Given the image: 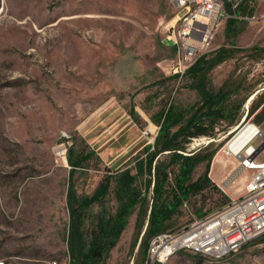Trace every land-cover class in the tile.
<instances>
[{"label": "rangeland", "instance_id": "rangeland-1", "mask_svg": "<svg viewBox=\"0 0 264 264\" xmlns=\"http://www.w3.org/2000/svg\"><path fill=\"white\" fill-rule=\"evenodd\" d=\"M221 1L227 14L231 8L238 15L239 32L228 37L229 16L223 19L202 55L208 61L202 79L215 90H237L232 99L245 101L236 122H221L214 137L190 139L185 154L202 152L209 143L219 145L217 154L246 120L264 133V0ZM174 12L167 0H0V260L5 264L84 263L87 250L70 239L75 226L67 206L70 151L73 158L90 157L72 178L75 194L89 197L103 177L133 166L153 137L147 139L144 129L158 127L153 115L170 104L177 110L198 101L192 77L172 73L176 52L166 35ZM221 47L239 52L214 64L212 55ZM60 143L67 148L66 163L56 155ZM221 157L222 170L213 175L211 161L208 175L222 194L208 188L191 197L168 231L183 230L201 217L197 210L210 215L242 194L245 172L236 171L234 156ZM203 168L193 170V180ZM223 182L231 188L224 190ZM113 184L106 199L85 212L83 232L90 231L96 215L115 211ZM137 185L144 191L141 181ZM136 212L98 264H147V251L144 258L139 254L147 217L136 226ZM165 264H264V234L220 259L179 251Z\"/></svg>", "mask_w": 264, "mask_h": 264}, {"label": "trees", "instance_id": "trees-1", "mask_svg": "<svg viewBox=\"0 0 264 264\" xmlns=\"http://www.w3.org/2000/svg\"><path fill=\"white\" fill-rule=\"evenodd\" d=\"M228 11L225 32L228 37H236L240 23L238 15L231 8H228ZM236 52L239 51L221 47L212 55V63L232 58ZM207 62L205 55L199 57L186 72V75L192 77L191 87L199 97L197 102L177 110L170 104L151 117L159 129L153 144L144 146L135 157L134 174L130 169L111 173L103 177L91 196L78 197L72 182L73 170L81 167L90 157L85 155L73 158L70 151L67 206L75 223L71 229L70 239L78 242L77 247L83 246L87 250L82 264H98L104 258L116 244L128 217L134 210H137L136 226H142L147 217L146 230L139 245V254L144 258L150 240L169 229L172 219L179 214L184 202L187 203L191 197L201 194L208 188L219 192L208 175L212 158L219 145L211 148L212 143H209L202 152L193 154L184 153L185 145L193 138L214 137L215 129L221 122H227L228 126L236 122L245 99H232L237 90L229 87L223 86L215 90L204 85L202 77L206 72ZM197 78L200 80L197 81ZM252 109L250 112L254 111ZM261 112H264V105ZM163 154L167 158L161 160L160 156ZM200 165H203V171L193 180V170ZM139 181L143 183L144 191L138 187ZM112 184L115 211L96 215L90 231L83 232L81 227L88 218L85 212L106 199L111 192ZM196 214L201 216L200 218L206 216L198 210ZM78 252L81 254L82 249L79 248Z\"/></svg>", "mask_w": 264, "mask_h": 264}, {"label": "built area", "instance_id": "built-area-1", "mask_svg": "<svg viewBox=\"0 0 264 264\" xmlns=\"http://www.w3.org/2000/svg\"><path fill=\"white\" fill-rule=\"evenodd\" d=\"M167 1L175 11L166 35L167 41L173 42L176 52L172 73L182 78L195 61L209 50L223 19L229 15L221 0ZM248 128L253 129L252 137L234 156L236 170L244 171L247 175L242 194L231 197L220 210L196 219L183 230H167L154 236L149 242L147 264H165L179 251L220 259L264 234V133L259 125L246 120L230 140L242 129ZM157 129L159 126L149 124L143 131L147 139L153 135L149 140L150 145L154 142ZM66 151L64 143L56 147V155L64 163ZM183 205L186 206V203ZM0 264L5 262L0 260Z\"/></svg>", "mask_w": 264, "mask_h": 264}, {"label": "bare ground", "instance_id": "bare-ground-1", "mask_svg": "<svg viewBox=\"0 0 264 264\" xmlns=\"http://www.w3.org/2000/svg\"><path fill=\"white\" fill-rule=\"evenodd\" d=\"M252 97H250L251 99ZM253 134V129H242L238 134H236L223 148L218 151L213 157L211 164V173L215 176L222 170L223 161L222 155L228 154L237 156L240 150L248 144ZM222 154V155H221ZM238 171V169L236 170ZM225 186V182L222 183Z\"/></svg>", "mask_w": 264, "mask_h": 264}, {"label": "crops", "instance_id": "crops-1", "mask_svg": "<svg viewBox=\"0 0 264 264\" xmlns=\"http://www.w3.org/2000/svg\"><path fill=\"white\" fill-rule=\"evenodd\" d=\"M132 162H133V166H132V167L129 166V167H126V168H124V169H122V170H118L117 172L123 171V170H125V169H130L131 173L134 174V173H135L134 165H135L136 160H133ZM210 171H211V169H210ZM210 179H211V178H210ZM242 180H243V185H244V184H245V181L247 180V175H246L245 177H243ZM211 181H212V180H211ZM212 182H213V181H212ZM230 183H231V182H228V183L226 184V182H225L224 190H225V189H230V188H231V187H230ZM214 184H215V183H214ZM242 187H243V186H242ZM229 194H230V193H229Z\"/></svg>", "mask_w": 264, "mask_h": 264}]
</instances>
